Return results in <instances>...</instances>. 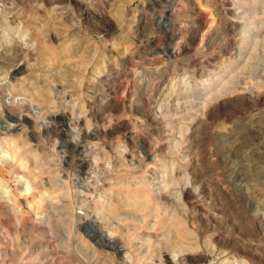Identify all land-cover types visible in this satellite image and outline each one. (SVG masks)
<instances>
[{
    "label": "rangeland",
    "instance_id": "rangeland-1",
    "mask_svg": "<svg viewBox=\"0 0 264 264\" xmlns=\"http://www.w3.org/2000/svg\"><path fill=\"white\" fill-rule=\"evenodd\" d=\"M261 72L264 0H0V264H264Z\"/></svg>",
    "mask_w": 264,
    "mask_h": 264
},
{
    "label": "bare ground",
    "instance_id": "bare-ground-1",
    "mask_svg": "<svg viewBox=\"0 0 264 264\" xmlns=\"http://www.w3.org/2000/svg\"><path fill=\"white\" fill-rule=\"evenodd\" d=\"M17 0H15V2H16ZM69 1V0H68ZM74 1H76V0H74ZM1 2H2V0H1ZM38 2V1H37ZM58 3V2H57ZM56 3V4H57ZM62 3V2H61ZM74 3V2H73ZM88 3V2H87ZM228 4V3H227ZM60 6V5H59ZM89 6V5H88ZM88 6H86V7H84L83 8V10H82V13L83 14H87V9L89 8ZM230 7V6H229ZM91 8V7H90ZM12 9V8H11ZM56 10V9H55ZM231 10V9H230ZM56 11H58V10H56ZM90 11V10H89ZM228 11V10H227ZM226 11V12H227ZM59 13V12H58ZM203 15V14H202ZM205 17V16H204ZM200 20V19H199ZM170 27L171 26H169V29H170ZM205 46V45H204ZM211 46L209 45V44H207L206 46H205V50L208 52L209 50H211ZM171 50H173L172 52H171V55H173L174 56V58H178L179 56H180V54H181V48H175V49H171ZM19 51V50H18ZM21 52V51H20ZM224 53V52H223ZM21 54V53H20ZM30 55V54H29ZM17 58L19 57V56H22V55H15ZM197 56V55H196ZM193 57V58H188L191 62H203L204 61V63L205 62H209V56L208 55H201V56H198V57ZM182 59V58H181ZM13 60V59H12ZM212 60H214V59H212ZM16 62L17 61H14V68H18V65L16 64ZM193 63V64H194ZM10 68V67H9ZM12 69V68H11ZM19 69V68H18ZM261 70V69H260ZM259 71V70H258ZM13 72H15V71H13ZM17 73V72H16ZM258 74L260 73V72H257ZM261 74H262V72H261ZM260 75V74H259ZM262 75H264V74H262ZM261 76V75H260ZM264 77V76H263ZM226 88V87H225ZM228 89V88H227ZM240 92V89H231L230 91H229V93H226V95L225 96H223V95H217L216 96V100H224L229 94L230 95H236V94H238ZM110 94H109V96H111V95H117V93H118V91H117V89L115 88V89H111V92H109ZM247 94V93H246ZM240 95V94H239ZM239 97H241V96H239ZM207 99V101L208 100H212L213 98H211V97H206ZM247 98V97H246ZM246 98H244V99H246ZM256 98V97H255ZM235 99V98H234ZM241 99V98H240ZM243 99V98H242ZM239 100V99H238ZM227 101H229V100H227ZM247 101V100H246ZM240 102H242V101H240ZM248 102V101H247ZM254 102V101H253ZM228 103H230V102H228ZM231 104V103H230ZM250 104V103H249ZM221 105V104H220ZM240 105V104H239ZM246 105V104H245ZM161 107L163 108L164 107V105H161ZM234 108V107H233ZM236 108V107H235ZM240 108V107H239ZM242 108V107H241ZM218 109V108H217ZM237 109V108H236ZM235 109V110H236ZM219 110V109H218ZM217 110V111H218ZM140 111V110H139ZM213 111V110H212ZM225 111V110H224ZM143 112V111H142ZM216 112V111H215ZM143 114H145L146 116H150L151 114H152V112L151 113H148V112H145V113H143ZM226 114V113H225ZM53 115V114H52ZM229 115V114H228ZM24 116V115H23ZM81 120H77V122H80ZM251 127V126H250ZM260 132V131H259ZM261 133H264V130H262L261 129ZM68 144H70L75 150H78L80 147H82L81 146V144L80 143H78V142H73V143H71V142H68ZM66 145V144H65ZM86 147V146H85ZM63 148V147H62ZM262 150V149H261ZM227 154V153H226ZM227 156V155H226ZM226 159H228V157H226ZM232 170V169H231ZM237 172V171H236ZM157 173V172H156ZM202 182V181H201ZM203 184V183H202ZM158 185V184H157ZM203 186V185H202ZM160 187V186H159ZM190 187V186H189ZM203 188V187H202ZM205 188V187H204ZM218 188V187H217ZM189 189V188H188ZM187 189V190H188ZM220 189V188H219ZM225 190V189H224ZM190 191V190H189ZM188 192V191H187ZM192 192V191H191ZM220 192H221V190H220ZM226 192V191H225ZM245 192V191H244ZM205 193V192H204ZM219 193V192H218ZM243 193V192H242ZM166 194V193H165ZM188 195V194H187ZM226 195V194H225ZM185 196V195H184ZM168 197V196H167ZM163 198V197H162ZM169 198V197H168ZM243 198V197H242ZM164 199V198H163ZM245 204H246V207H247V211H248V213L250 214V215H252L254 218L253 219H256L257 221H259L260 223H262V224H264V211L261 209V208H263L264 209V200L262 199V197H259V194H255V195H250V193L249 192H247L246 193V196H245ZM261 207V208H260ZM251 226V225H250ZM252 228V229H251ZM251 232L253 233H255V232H257V227H253V226H251ZM252 230H254V231H252ZM148 236V235H147ZM255 236V235H254ZM152 237V236H151ZM132 238L134 239V238H137V236H135V235H132ZM139 238V237H138ZM145 238H147V237H145ZM154 238V237H153ZM153 238H151V239H153ZM230 242V241H229ZM150 243H152V242H150ZM238 243V242H237ZM237 243H235L236 245H237ZM234 247H235V245H234ZM240 248H241V246H239ZM244 249V248H243ZM247 249V248H246ZM245 253V252H244ZM247 253V252H246ZM245 253V254H246ZM260 256V255H259ZM192 258V257H191ZM180 260V259H179Z\"/></svg>",
    "mask_w": 264,
    "mask_h": 264
}]
</instances>
